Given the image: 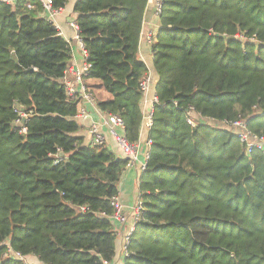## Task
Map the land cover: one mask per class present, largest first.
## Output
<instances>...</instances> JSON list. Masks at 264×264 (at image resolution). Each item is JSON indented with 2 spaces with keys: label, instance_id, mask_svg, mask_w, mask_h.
<instances>
[{
  "label": "trees",
  "instance_id": "obj_1",
  "mask_svg": "<svg viewBox=\"0 0 264 264\" xmlns=\"http://www.w3.org/2000/svg\"><path fill=\"white\" fill-rule=\"evenodd\" d=\"M147 4L73 5L86 87L100 111L123 119L131 144ZM158 22L159 103L125 264H264V152H246L224 124L241 119L264 139V0H162ZM70 61L38 0H0V264H24L13 252L43 264H107L115 254L111 201L128 161L79 133L81 98L63 82Z\"/></svg>",
  "mask_w": 264,
  "mask_h": 264
},
{
  "label": "crops",
  "instance_id": "obj_2",
  "mask_svg": "<svg viewBox=\"0 0 264 264\" xmlns=\"http://www.w3.org/2000/svg\"><path fill=\"white\" fill-rule=\"evenodd\" d=\"M75 0H69L64 7L59 9L53 17V23L57 28L59 34L69 43L71 50V61L68 67V72L66 77L72 78L71 71L79 67L82 62L85 60L82 51L80 49V43L74 38V29L71 26V23L74 22L75 13L73 12V5ZM158 15L155 14V7L153 4L148 3L145 14L144 21L142 25L141 37L138 46V56L139 59L146 65L147 73L150 77V85L148 96L154 94L155 89V74L152 67L153 55L150 48V43L148 42L146 36L148 33H152L153 37L156 34L158 29ZM85 82V81H84ZM86 84V82H85ZM92 93V92H91ZM81 98V105L86 109L88 117L86 119L78 120L81 127L80 134L85 137L87 142L90 141V136L88 134V127L91 123H96L99 126L100 131L105 137L104 146L110 150L117 157L123 158L122 152L116 143L115 139L110 135L108 124L105 121L106 114L98 109L96 104L86 101L83 96L76 95ZM94 98V97H93ZM142 105V118L144 117L145 112L148 108L147 100H141ZM198 118L199 116L196 115ZM147 128L140 126V139L138 141V155L137 161L133 165H126L122 170L120 179L118 182V192L117 196L119 201L122 204L123 212L126 216L125 222H120L117 219L111 218L110 222L112 225V230L116 234L115 239V254L112 259L107 264H120L123 262V241L124 238L133 224V207L139 197V188L138 181L140 177L139 166L145 161V154L149 150L147 142ZM25 261L28 264H43L40 262L36 256L30 255L24 257Z\"/></svg>",
  "mask_w": 264,
  "mask_h": 264
},
{
  "label": "built area",
  "instance_id": "obj_3",
  "mask_svg": "<svg viewBox=\"0 0 264 264\" xmlns=\"http://www.w3.org/2000/svg\"><path fill=\"white\" fill-rule=\"evenodd\" d=\"M4 1L6 3H11L14 0H4ZM38 1L42 7L43 14L47 17L49 21L53 23L52 21L53 17L56 13H58L59 9L52 8L51 0H38ZM161 1L162 0H148V3H151L154 5L156 15H158L160 12ZM71 26L75 32L74 38L80 43V49L82 51V54L85 60L82 62V64L79 67L71 71L72 78L66 77V74H65L63 78V82L65 85L66 94L71 98L75 97L76 95H81L86 101L93 103L94 101L93 95L87 89L86 84L83 79L84 76L87 74L88 68H89V64L86 62L87 52L85 48L83 47V44L81 43V40L79 38L77 25L74 22H72ZM152 36H153L152 33L147 34L146 38L148 42L152 41ZM67 72L68 70L66 71V73ZM149 85H150V77H149V74L146 73L139 82V88L142 93L143 99L147 100V103H148L147 111L145 112L144 117L142 118V122H141V125L147 129H149L150 126L152 125V113H153L154 105L159 103L155 93L150 97L148 96ZM105 114H106L105 121L108 124L110 135L115 139L116 143L118 144L122 152L123 158H125L128 161L127 165H133L137 161L138 143L131 144L130 142L127 141V139L125 138L123 134L124 121L120 116L116 114H108V113H105ZM87 117H88V113L83 106L80 108L79 112L75 115V119L77 120L86 119ZM186 122L190 126H194L196 124L193 118H187ZM224 124L236 130V134L240 142L246 146V152L249 153L252 148H256L264 152V139L262 137H259L249 132L245 126L244 121H242L241 119H238L231 123L225 122ZM88 134L90 136L89 143L91 145L104 146L105 137L100 131L99 126L96 123H91L89 125ZM146 143L148 144V146H150L151 140L147 139ZM147 155H148V151L145 154V161L141 163L139 166L140 173H142L146 167ZM111 205L114 209V212L111 218L117 219L118 221L122 223L125 222L126 216L123 212V208H122L123 206L121 202L119 201L117 195L112 198ZM140 212H141V200L138 197L133 207V217H132L133 224L130 226L124 238V241H123V246H122L123 257H126L128 255L127 246L130 243V237L135 230V225L138 222ZM13 255L16 258L23 260L24 264H28L25 261L24 257L20 256L18 253L13 252ZM120 264H125V261L123 260V262H121Z\"/></svg>",
  "mask_w": 264,
  "mask_h": 264
},
{
  "label": "water",
  "instance_id": "obj_4",
  "mask_svg": "<svg viewBox=\"0 0 264 264\" xmlns=\"http://www.w3.org/2000/svg\"><path fill=\"white\" fill-rule=\"evenodd\" d=\"M24 120H25V117L22 118L20 125L24 122Z\"/></svg>",
  "mask_w": 264,
  "mask_h": 264
}]
</instances>
